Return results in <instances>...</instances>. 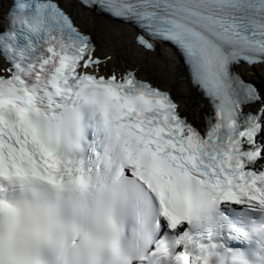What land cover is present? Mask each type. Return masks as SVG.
Masks as SVG:
<instances>
[{"label": "snow or ice", "instance_id": "obj_1", "mask_svg": "<svg viewBox=\"0 0 264 264\" xmlns=\"http://www.w3.org/2000/svg\"><path fill=\"white\" fill-rule=\"evenodd\" d=\"M73 9L131 25L135 53L171 45L200 124ZM3 20L0 264H264V84L238 70L264 65V0H9Z\"/></svg>", "mask_w": 264, "mask_h": 264}, {"label": "bare ground", "instance_id": "obj_2", "mask_svg": "<svg viewBox=\"0 0 264 264\" xmlns=\"http://www.w3.org/2000/svg\"><path fill=\"white\" fill-rule=\"evenodd\" d=\"M65 7L71 3L67 0H60ZM9 0H0V12ZM73 16L77 18L80 25H87L93 29L94 38L98 45V53L103 54L106 51H112L115 59L120 62L137 63L141 68H148V78L153 82L169 88L172 93L178 97L182 113L189 117H195L199 120V112L202 110V104L194 92L184 86V77L178 58L167 48H156L150 53H135L134 46L131 44L132 32L127 25L120 24L118 21H100L93 22L89 17L83 16L78 10L73 9ZM141 56L143 59H141ZM254 66L248 69V73L256 70L253 78H260L264 82V72ZM261 74V76L259 75ZM144 76V71L139 73ZM200 121V120H199Z\"/></svg>", "mask_w": 264, "mask_h": 264}]
</instances>
